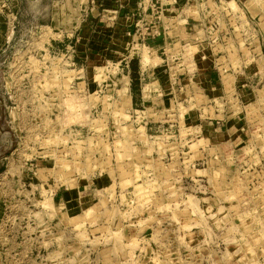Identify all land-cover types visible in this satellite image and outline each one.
Here are the masks:
<instances>
[{"label": "rangeland", "instance_id": "374dc122", "mask_svg": "<svg viewBox=\"0 0 264 264\" xmlns=\"http://www.w3.org/2000/svg\"><path fill=\"white\" fill-rule=\"evenodd\" d=\"M11 1H0L6 42L0 50V264H264V210H250L245 216L247 222L238 218V213H245L236 207L243 188L229 168H225L229 180L221 174L214 178L212 194L211 190L206 195L203 188L194 189L190 178L181 179L180 186L186 188L188 196L181 203L171 187L168 194L163 193V188L157 187L159 181L147 171L139 185L129 177L120 179L123 189L135 185V190L130 189L131 198L122 203L120 210L106 208L103 202L98 206L86 198H81L80 210L75 203L68 206L69 212L62 211L66 214L55 208L51 199L54 190L70 184L75 174L90 179L98 162L107 157L108 143L117 141L119 146L116 167L121 176L142 162L139 154L146 148L141 144L147 138L140 128L141 143L137 151L133 149L135 133L127 134L128 115L124 109L129 107V100L123 98L125 91L118 105H109L104 98L102 111L97 95L78 94L73 89L76 87H71L78 82L75 77L81 76L74 70L77 72L81 66L83 79L95 72L96 80H103V71L112 73V68L93 69L105 67L113 59L118 61L130 48L133 28L125 19L129 9L124 8V18L118 15L122 19L109 20L102 11L115 10L118 1H105L107 8L102 6L103 0H18L17 8ZM239 1L242 7L245 0ZM247 1L245 4L252 8L254 0ZM189 4L193 6L185 10L192 18V13L196 16V3ZM10 5L14 9L11 14L7 9H12ZM226 5L237 10L233 1ZM193 20L201 22L198 17ZM241 23L237 19V26ZM211 24L217 26L215 21ZM73 36L79 39L78 46L87 42L84 61L70 52L65 57V51L47 52L48 44L72 40ZM145 56L150 63L143 49V63ZM119 117L125 120L119 121ZM159 131L174 138V128L168 125ZM107 163L110 165V155ZM190 194L223 199L220 206L232 204L227 222L217 213L212 221L205 217L204 225L199 221L191 225L187 212L200 213L201 219L204 215ZM257 197L250 202L257 201ZM168 213L173 216L171 220L166 218ZM177 217L182 224H178ZM207 229L215 231V239H208ZM186 234H193L194 241Z\"/></svg>", "mask_w": 264, "mask_h": 264}, {"label": "crops", "instance_id": "0c3cea01", "mask_svg": "<svg viewBox=\"0 0 264 264\" xmlns=\"http://www.w3.org/2000/svg\"><path fill=\"white\" fill-rule=\"evenodd\" d=\"M105 1L119 2L115 10L102 11V16L105 15L109 20L124 18V8L129 9L127 13L130 16L126 14L125 19L131 21L128 27L133 28L129 42L131 46L118 61L113 59L105 67H94L93 71L97 68H112V73L109 70L103 71V80H96L95 72L89 79H83V66L77 72L74 70L75 74L81 73V76L75 77L78 82L71 87L75 86L74 92L78 94L97 95L102 111L104 98L114 100L113 103L105 100L109 105H118L123 98L125 101L129 100V107L124 109L128 119L119 117V121L123 119L128 122L127 134L130 131L135 133L132 134L135 139L132 146L135 150L137 144L141 143L140 128L143 129L147 140L141 145L146 151L139 154L142 162L136 164L131 173L121 176L116 167V149L119 146L117 141L108 143L109 153L105 150L107 157L98 162L90 179L85 180L75 174L69 180L70 184L60 185L54 190L51 199L55 208L61 214H66L69 212L68 206L75 203L80 210V200L86 198L98 206H102L103 202L106 208L120 210L122 203L127 202L126 199H130L129 195L133 194L130 189L135 190V185L131 186L132 184L123 189L120 179L129 177L132 183L139 185L147 171L152 173L157 183L159 181L157 187L163 188V193L168 194L171 187L172 194L181 203L185 202L184 198H188L186 188L180 186L181 179L190 178L194 189L203 188V194L206 192V195L211 190L209 193L212 194L215 190L214 178L221 174L225 181L229 180L225 169L229 168L243 188L242 197L236 207L245 210V213H238V218L247 222L245 216L250 210L263 211L264 0H254L252 8L245 4L249 2L247 0L242 7L239 0H103L104 8L108 7ZM122 1L127 4L123 5ZM229 1L236 4V11L226 5ZM190 2H195L197 8L196 16L192 13V18L188 17L185 10L186 6H193ZM11 3L17 8L18 0H12ZM7 9L10 14L14 13L13 7L11 10L9 7ZM109 14L112 16H107ZM197 17L201 21L199 24L193 20ZM3 19L4 12L1 8L0 50L6 43ZM237 19L242 21L240 27L237 26ZM214 21L217 26L211 24ZM114 24L112 21L111 25ZM145 26L149 27L150 32H144ZM242 31H245L244 34ZM83 35L85 38V32ZM73 38L76 40L73 41ZM73 38L50 43L46 50L49 54L52 51H65L64 57L69 52L74 53L79 61H84L87 42L78 46L79 39L75 36ZM143 49H146L150 63L147 57L143 63ZM137 58L141 91L134 106L130 92L129 63ZM69 60L70 56H67L66 61ZM71 65L75 66V63ZM123 91L125 95L122 98ZM166 125L174 128V138L171 139L173 135L170 137L159 131ZM192 146L195 147L194 150L191 149ZM109 155L110 165L107 163ZM203 182L207 186L201 184ZM71 188L74 190L71 191ZM190 196L197 201V207L204 215L201 219L200 213L187 212L189 222H193L191 225L194 226L197 221L199 224H203L202 221L206 223L205 220L212 221L217 213L225 222L229 219L232 204L220 206L223 199L217 201L205 195L200 198L194 194ZM252 197H257L258 200L251 203L254 199ZM102 209L105 211V208ZM65 210L66 213H63ZM137 218L140 216L134 218V227H137ZM166 218L171 220L173 216L169 214ZM131 219L132 216L128 223H131ZM177 220L178 224L183 223L178 217ZM207 230L208 239H215V231L213 233ZM198 233L196 235H201ZM226 233L223 235L226 236ZM184 236L194 241L193 234ZM197 239L200 237L197 236ZM190 241L187 240L188 243ZM194 251L196 253L197 250Z\"/></svg>", "mask_w": 264, "mask_h": 264}, {"label": "trees", "instance_id": "16d2710c", "mask_svg": "<svg viewBox=\"0 0 264 264\" xmlns=\"http://www.w3.org/2000/svg\"><path fill=\"white\" fill-rule=\"evenodd\" d=\"M130 92L135 106V99L140 95L139 64L138 59H132L129 63Z\"/></svg>", "mask_w": 264, "mask_h": 264}, {"label": "built area", "instance_id": "2783aa9c", "mask_svg": "<svg viewBox=\"0 0 264 264\" xmlns=\"http://www.w3.org/2000/svg\"><path fill=\"white\" fill-rule=\"evenodd\" d=\"M154 5H156V3H154ZM155 8V7H154ZM155 10H156V8H155ZM149 28H146L145 30H148Z\"/></svg>", "mask_w": 264, "mask_h": 264}, {"label": "bare ground", "instance_id": "6f19581e", "mask_svg": "<svg viewBox=\"0 0 264 264\" xmlns=\"http://www.w3.org/2000/svg\"><path fill=\"white\" fill-rule=\"evenodd\" d=\"M146 57V56H145Z\"/></svg>", "mask_w": 264, "mask_h": 264}]
</instances>
